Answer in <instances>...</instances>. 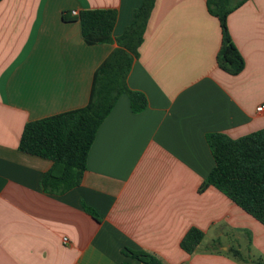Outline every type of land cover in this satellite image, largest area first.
<instances>
[{"label":"crops","instance_id":"crops-1","mask_svg":"<svg viewBox=\"0 0 264 264\" xmlns=\"http://www.w3.org/2000/svg\"><path fill=\"white\" fill-rule=\"evenodd\" d=\"M141 2L0 0V264H144L125 248L164 264L264 263V225L215 187L201 189L214 165L207 133L264 128L255 111L264 103V0L227 16L244 62L236 75L217 66L222 36L206 0H155L126 78L147 104L133 112L119 95L72 189L45 192L51 162L17 148L26 122L87 103L116 45L86 44L79 12L114 9L116 38ZM191 227L203 237L187 253L180 241Z\"/></svg>","mask_w":264,"mask_h":264},{"label":"trees","instance_id":"trees-1","mask_svg":"<svg viewBox=\"0 0 264 264\" xmlns=\"http://www.w3.org/2000/svg\"><path fill=\"white\" fill-rule=\"evenodd\" d=\"M245 1L206 0L207 11L219 21L222 36L216 54L217 66L232 75L243 69L244 62L229 37L227 16ZM154 2L142 0L132 10L130 23L116 38L112 36L116 20L114 9H84L74 18L79 22L86 44L115 42L116 45L95 70L84 106L28 121L22 129L18 150L51 162L41 178V187L45 192L60 194L79 184L95 133L119 95L128 97L133 112L145 108V95L129 88L126 78L133 60L138 56ZM61 17L68 21L66 14ZM205 138L214 165L201 189L209 185L215 187L264 225V128L237 138L220 132L207 133ZM84 209L97 219L91 208L84 206ZM202 237L201 230L191 227L182 237L180 247L191 253ZM123 253L144 264H164L156 256L141 250L125 248ZM233 254L238 255V251L233 250Z\"/></svg>","mask_w":264,"mask_h":264},{"label":"built area","instance_id":"built-area-1","mask_svg":"<svg viewBox=\"0 0 264 264\" xmlns=\"http://www.w3.org/2000/svg\"><path fill=\"white\" fill-rule=\"evenodd\" d=\"M255 111L257 113H263L264 112V103H260L255 107Z\"/></svg>","mask_w":264,"mask_h":264},{"label":"rangeland","instance_id":"rangeland-1","mask_svg":"<svg viewBox=\"0 0 264 264\" xmlns=\"http://www.w3.org/2000/svg\"><path fill=\"white\" fill-rule=\"evenodd\" d=\"M118 97H119V96H118ZM118 97H117V98H118Z\"/></svg>","mask_w":264,"mask_h":264}]
</instances>
